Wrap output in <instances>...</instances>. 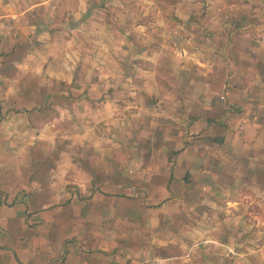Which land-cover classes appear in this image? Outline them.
Here are the masks:
<instances>
[{"label": "crops", "instance_id": "0c3cea01", "mask_svg": "<svg viewBox=\"0 0 264 264\" xmlns=\"http://www.w3.org/2000/svg\"><path fill=\"white\" fill-rule=\"evenodd\" d=\"M230 12L0 0V264H264V18Z\"/></svg>", "mask_w": 264, "mask_h": 264}, {"label": "rangeland", "instance_id": "374dc122", "mask_svg": "<svg viewBox=\"0 0 264 264\" xmlns=\"http://www.w3.org/2000/svg\"><path fill=\"white\" fill-rule=\"evenodd\" d=\"M211 0L212 4L215 6L216 4L221 3L222 8H224V11L227 14H230V9L233 8V6H235L236 4H238L239 7H241V5H246L248 7H254L256 10H258L257 14L258 17H260L261 19L264 18V0H252V3L247 4L246 0ZM227 8V9H226ZM200 9V8H199ZM200 10H198V15L197 17L199 18V20L202 18L200 17ZM213 20V17H212ZM229 20H234V18H230ZM198 33V32H196Z\"/></svg>", "mask_w": 264, "mask_h": 264}, {"label": "built area", "instance_id": "2783aa9c", "mask_svg": "<svg viewBox=\"0 0 264 264\" xmlns=\"http://www.w3.org/2000/svg\"><path fill=\"white\" fill-rule=\"evenodd\" d=\"M141 264H155V263L150 262V261H145V262H143V263H141Z\"/></svg>", "mask_w": 264, "mask_h": 264}]
</instances>
